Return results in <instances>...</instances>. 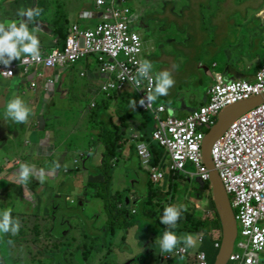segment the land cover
<instances>
[{"label":"rangeland","instance_id":"374dc122","mask_svg":"<svg viewBox=\"0 0 264 264\" xmlns=\"http://www.w3.org/2000/svg\"><path fill=\"white\" fill-rule=\"evenodd\" d=\"M4 1L0 0V5ZM11 1H13L15 8L39 7L43 9L41 16L36 18L34 23H29L40 27L51 24L58 12H64L63 0ZM69 1L71 2V0ZM76 1L79 2L82 8L91 7L93 10L91 0ZM134 1L141 5L143 10L148 8L145 5L147 2H151V6H162V1ZM189 2V0H172V8L177 14H180ZM125 5L131 9V2L129 0ZM263 10L264 0H208V9L203 12L206 23L204 27H206L207 31L198 33L196 26L192 25L190 34H187L185 26L178 20L173 22L168 19L159 18L161 11L153 10L150 19L143 12L141 20L147 23H159L158 28H165V32H160L159 35L152 34L149 41H145L142 37L143 46L152 52L153 57H149V59L154 64L156 73L168 70L175 82H182V92H194L193 94L198 97L211 82L207 70L202 69L203 67L212 69V65L215 63L217 65L216 70L224 72L228 63L235 61V71L243 73L246 68L247 70L251 69L252 64L258 60V57L252 60V56L264 55V36L262 33L264 22L262 18ZM96 22L95 19L76 20L79 26L89 28L93 27ZM171 39L175 40L176 43H170ZM163 53H169L178 71H175L172 65H168L169 61L163 59ZM199 61L204 65L201 68ZM164 64L167 65L163 67L162 65ZM80 65L81 63H78L71 70L78 69ZM235 76L239 77L238 74H235ZM246 79L251 83L255 81L252 77ZM69 86L67 99L63 100L61 107L54 116L58 117L60 123L64 126L63 135L67 136V138L62 147H70L73 150V153L70 154L68 165L71 169H75L76 165L79 167L81 164H73V158L81 160V154L92 155L93 144L97 139L94 134L95 121L99 120L100 116L104 114L102 103L105 95L99 91L92 90L86 78L80 77L78 72L70 75ZM173 87L171 88V93H173ZM119 95L113 94L108 98H116ZM92 103L96 104L97 107L91 108ZM196 106V104L186 106L176 105L175 116L183 118L188 114L189 109ZM105 117L102 116V118ZM114 118L117 119L116 115H114ZM150 147L153 152H156L155 145L151 144ZM92 157L94 164L88 166V171L82 170L77 174L73 172L67 174L70 185L67 188H62L60 198L58 199V203L60 204H63V201L68 198L69 202L82 200L78 204L80 209L79 217H71L66 214L63 216L61 213L51 214L52 212L48 210V204L45 208H30L29 213L23 212L18 203H16L20 190L11 191V187L15 181L13 180L12 184L4 186V190L0 186V210L11 208L13 210V217L20 222L18 234H3L8 241L7 248L15 263L37 264L36 261H39V257H42L43 254L38 251L39 247H36L34 243H42L41 240H54L55 242L58 241L60 246L57 260L61 261L65 259L67 264H156L149 250H152L153 253H158L157 245L154 243L148 245L147 242L149 240L155 242L156 238L163 232L158 223L155 224L153 219H148L142 210L137 211L135 218L140 223L128 230V243L130 245L128 246L123 244L119 239L125 237V233L118 234L114 239L105 234L103 229L108 221V215L105 210H109V208L106 207L104 202L91 195L87 196L88 202L83 200L84 195L82 190L86 189L89 173L100 165L101 151H96ZM165 162H167V157ZM153 164L155 163L153 162ZM148 174V186L146 188L145 181ZM73 181L75 187L72 185ZM41 186L43 185L41 184ZM20 187L22 186L20 185ZM55 188L56 185L52 189L53 192ZM29 190L27 189L28 192ZM113 190L115 192L125 191L130 201L133 203L137 202V200L140 201L139 206H141L145 194H148L157 214L159 213V207L163 204H184L185 200H181L180 202L177 198V191H183L191 194V213L195 214L197 218L206 217L208 219H215L210 215L207 217L204 212H210L214 206V202L211 199L210 183L198 178L192 180L186 174L178 173L158 184H154L150 177V171L143 166L141 167L138 157L132 153L129 158L119 157L113 175ZM46 192L50 194L49 191L46 190ZM109 194L108 191V197ZM125 194L115 197V201L122 204ZM108 203L113 205L111 201ZM73 205L75 203H72ZM45 209L49 214L45 213ZM135 209L134 207L130 210L132 216L135 214H132L131 211L133 210L134 212ZM67 220L70 221V227L73 225L74 231L66 224ZM88 221H91L90 226L95 231L93 234L90 233ZM145 224L150 228L147 229ZM78 226L81 228V234L83 236L88 235L90 240H81V235L78 232L80 228ZM51 229L52 233L50 234ZM154 229H157V231H154ZM212 233L214 238L217 239L221 232ZM123 247H131L133 251L132 255L137 253L136 255L139 256L138 260L131 263L126 254L116 253L119 252L116 248ZM83 252L91 253L87 260L83 257ZM260 258L264 261V255L260 254Z\"/></svg>","mask_w":264,"mask_h":264},{"label":"built area","instance_id":"2783aa9c","mask_svg":"<svg viewBox=\"0 0 264 264\" xmlns=\"http://www.w3.org/2000/svg\"><path fill=\"white\" fill-rule=\"evenodd\" d=\"M127 1L92 0L95 9L103 14L102 21L91 29L72 25L64 46L48 54L41 53L39 61L22 57L20 65L23 74L32 68L69 66L93 55L98 72L110 76L101 83L100 92L110 95L120 89H132L139 94L138 104L140 99L145 100L144 106H139L152 113L157 122L152 139L164 148L171 164L166 168L152 167V154L148 145L141 143L137 148L142 164L151 172L152 181L159 183L170 172H182L210 183V172L204 164L202 153L206 132L215 125L219 113L228 106L264 95V64L256 73L253 84L243 79L227 81L222 74L215 73L208 89L209 99L204 105L184 119L172 114L165 116V105L156 104L157 100L148 102L146 99L154 83L144 79L139 89L132 83L137 62L146 58L143 57L140 35L130 27V10L125 5ZM13 74L14 66H0L1 77L10 78ZM150 76L154 78L153 71ZM31 86L34 87V83ZM211 159L230 196L237 224V237L228 262L264 264L260 258V254L264 255V102L233 119L213 143ZM205 214L207 217H217L215 208ZM211 235L214 238L213 233ZM219 238L215 243L218 249L222 243ZM196 240L201 242L203 236H198ZM175 253L185 254L187 251L179 246ZM196 259L197 264H208L203 252L197 254Z\"/></svg>","mask_w":264,"mask_h":264},{"label":"crops","instance_id":"0c3cea01","mask_svg":"<svg viewBox=\"0 0 264 264\" xmlns=\"http://www.w3.org/2000/svg\"><path fill=\"white\" fill-rule=\"evenodd\" d=\"M63 10L65 16L68 21V25H66V29L68 30L70 25H78L76 20H85V19H95L97 22L103 18V14L101 12L96 11L94 8L93 10L91 7L82 8L79 2L76 0H63ZM69 1V2H68ZM162 1V6H151V2H149V8L147 10V14H152L153 10H158L165 12L167 16L171 20L174 19V16L170 15L171 9L175 14V10L171 6L172 0H154V2ZM196 2V0H195ZM190 3L183 8L188 9ZM197 6L194 5V8ZM19 8H15L13 1H4L2 5H0V22L2 21H11V20H18L19 17L16 16V11ZM157 11V13H159ZM182 12L178 15H181ZM151 16L148 15V19ZM96 22V23H97ZM156 22V21H154ZM264 23V22H263ZM79 26V25H78ZM159 23H147V31L145 35L141 36L145 39V41H149L150 36L159 35L160 32H165V28H158ZM29 28H36L37 35L40 39V50L49 53L51 50L55 49V47L51 48L50 50L47 49V46L50 41L53 44L56 43V37H52L51 30L47 26H43L42 29L40 26L31 25L29 24ZM171 39L169 42L172 43ZM228 53V52H227ZM143 54L147 57V60L150 61L149 57H153L152 52L148 49H145L143 46ZM163 59L169 61L168 65H172L175 71L178 69L175 66V62L172 60L169 53H163ZM258 60L254 62L251 66V69L246 70L243 73H239L235 71V61L229 62L226 70L224 72L203 67L202 62L199 61L200 68L207 70L210 79V85L202 91L199 96H195L193 93H184L181 91V83L182 82H175L173 87V93H171V88L168 91V94L165 96H161L160 99L164 101V104L174 113L176 112V105L178 106H186L189 104H196L197 106L203 104L207 101V91L209 87L213 83V74L215 72H220L224 75L227 79H232L235 74L243 78L252 77L255 80V74L259 69L258 66L261 65V62L264 58V55L252 56V60ZM230 59V57L228 56ZM200 60V59H199ZM19 60H13L11 63H17ZM78 63L81 65L78 69L71 70L74 68ZM215 64V63H214ZM167 64L162 65L165 67ZM154 71L155 66L153 64ZM69 70V71H68ZM78 72L80 77L86 78V81L89 83V87L92 90L98 91L99 85L107 81L110 76L100 74L98 72V65L94 60L93 56H89L73 65L64 66V67H55L52 69H44V68H32L29 70L27 74L20 75V68H16L14 66V74L10 78H3L0 76V186L5 189L4 186L10 185L9 181H11L14 177L16 182H19L16 177V172L19 168L20 163H30L34 166L35 172L38 173L41 169L45 172V180L44 182L40 183L34 175L30 181L27 189L29 190V194L25 195V186L22 187L18 186L17 183L13 184L11 187V191H15L19 189L20 195L16 200L18 203L21 211L29 213L30 208H45L48 204V210L54 213H61V215H68L71 217L80 216V209L79 211L74 212H67L65 211V203L63 204L58 203V199L60 198V191L62 188H67L70 185V180L68 179L67 174L69 172H73L75 174L81 172L82 170H86L84 168V160L88 155L81 154V160H77L73 158V164H81L79 167L76 165L75 169H71L68 165V160L70 158V154L73 153V150L68 148H63V144L66 141L67 136L63 135L64 126L60 123L58 117L54 116L58 109L61 107L63 100H66L69 95V82H70V75L76 74ZM212 75V77H211ZM230 76V78H228ZM212 79V80H211ZM31 83H34V87L31 86ZM177 90V91H176ZM173 94V95H172ZM13 95L20 96L24 99L26 104L32 109V112L28 118L26 123L17 124L12 122L11 120H7L4 118V106L8 99H10ZM192 95V96H191ZM199 100V101H198ZM128 105L126 101H124L121 97L119 98H106L102 103V110L104 114L100 116L99 120L95 121V130L94 134L96 136V141L93 144V149L96 145L100 142V133L102 125L100 124V120H104L106 123H113L115 125L120 124V120L117 114L118 107L125 108ZM196 106V107H197ZM97 107V106H95ZM138 103H136L135 109H138ZM195 107V108H196ZM133 109V107L131 106ZM194 108L188 110L189 115ZM116 115L117 119L114 118ZM102 116H106L102 118ZM184 116V117H185ZM128 127L121 131V137L119 140L113 138V141H116V145L118 146V155L114 158L113 164V172H112V181H111V194L116 196L119 193L125 194V191H117L113 190V175L116 168V163L119 161V157L129 158L131 153L137 156V144L143 137V132L140 128L143 126V121L140 119V116L133 120L127 122ZM153 127H156V120L153 117ZM92 149V151H93ZM139 159V157H138ZM162 160V157H161ZM140 161V159H139ZM167 164H170V160L167 159ZM10 164H17L12 169H6L10 166ZM140 165L142 167V163L140 161ZM89 181V175L87 178L86 186ZM39 183V184H37ZM41 184L43 186H41ZM56 185L55 191L53 192V187ZM74 187V181L72 184ZM146 186V185H145ZM147 187V186H146ZM49 191L50 194H48ZM83 193V190H82ZM191 197V194L189 193ZM83 200L88 202L87 197H83ZM82 200H78L80 203ZM61 205V208H60ZM64 208H63V207ZM106 211V210H105ZM117 211L114 210L113 213L115 214ZM45 213L49 214L48 211L45 209ZM108 215V221L106 226L104 227L105 234L111 236V238H116V236L120 233H125V237L119 238L121 242L125 245H129L128 243V230L135 226L140 222H136L132 225H124L119 226V224H112L110 216ZM89 222V230L90 233L93 234L95 231L91 228ZM66 224L70 227V221L67 220ZM149 229V226H146ZM78 228H80L78 226ZM70 229L74 231L73 225H71ZM78 232L81 235L82 241L90 240L88 235L83 236L81 234V228L78 229ZM68 234V233H67ZM40 235V234H39ZM39 237V236H38ZM62 239V238H61ZM197 238H195L196 240ZM50 242L49 246H54L55 254L59 253V242H55L54 240H41ZM75 241V240H73ZM79 241V240H78ZM148 245L154 243L153 240H149ZM197 240L195 245L197 244ZM36 247H44V244L41 242L34 243ZM158 248V246H157ZM119 252L118 254H126L129 261L134 262L137 261L139 256L132 255L133 251L132 248H116ZM152 253V256L155 259V254L152 250H149ZM85 260L91 255L90 252H83L82 253ZM46 261L50 262L49 257H45ZM64 264H67L65 259L61 260ZM230 263V262H229ZM228 263V264H229ZM238 264L237 262H233ZM130 264V263H127Z\"/></svg>","mask_w":264,"mask_h":264},{"label":"trees","instance_id":"16d2710c","mask_svg":"<svg viewBox=\"0 0 264 264\" xmlns=\"http://www.w3.org/2000/svg\"><path fill=\"white\" fill-rule=\"evenodd\" d=\"M190 5L188 9H184L182 11L181 15L175 14L173 10L171 9L170 15L174 16V19L171 20L169 16L166 15L165 12L160 13L159 18L161 19H168L173 22L178 20L182 25L185 26V30L187 34H190L191 32V26H196L197 32H205L207 31L205 23V15L203 14L204 10L208 9V0H189ZM194 5L197 7L194 8ZM172 6V2H171ZM151 15V14H148ZM147 15V16H148ZM17 16V15H16ZM67 18L65 16V13L63 11H60L57 13L56 18L51 22V24L47 25L48 28L51 30L52 37H56L57 41L55 44L52 43V41L49 42L47 49L50 50L51 48H59L61 49L64 45V41L68 35V30L66 29V25H68ZM172 43H176L175 40H172ZM46 53V52H45ZM264 64V58L261 62V65L258 66L259 68ZM114 94H120L118 97H121L124 101L128 103V105L125 108L118 107L117 114L120 120L119 125H115L113 123H106L104 120H100V124L102 125L101 133H100V142L96 145L94 150L92 151V155L96 151H101V161H99V164L95 170L89 173V181L87 183L86 189H83V195L84 196H94L96 198L101 199L104 204L106 205L109 210H106L110 216V219L112 221V224H119V226L124 225H132L136 222H140L135 218L137 215V211L142 210L143 214L148 219H153L155 224L158 223L160 228L164 230L166 227L165 225L160 223V217L163 213V209L166 205L170 204H163L159 207V213L157 214L154 210V205L151 202V198L148 194H145L144 198L142 199L141 206H139V200L137 202L133 203L131 201L130 204H127L126 197L123 200V203L120 204L115 201V197H118L122 193L117 194L116 196H113L111 194V181H112V172H113V160L118 155V146L116 145V141H113V138H116L119 140L122 134L121 131L126 129L128 127L127 122L130 120H133L137 117V115L140 116V119L143 121V126L141 131L143 132V137L140 141H143L149 145V148L152 152L153 162L154 165H161L165 167V163L163 162V157L165 154L164 148L160 147V145L152 140V133L154 131L153 127V116L150 112L143 110L141 107H138V109H132L130 101L135 100L138 102L139 94L135 91L130 92L128 88L120 89ZM157 104H164V101L159 99ZM155 145L156 152H153L150 145ZM92 155H88L84 160V168L88 171L89 165L94 164V159ZM162 157V160H161ZM176 174H170L167 178L170 176H174ZM149 176V174H148ZM147 188V187H146ZM85 190V192H84ZM108 191H109V197H108ZM189 196V193H185L183 191H177V198L178 200L183 199L184 197ZM108 197V198H107ZM113 204H109L110 202ZM63 207V206H62ZM135 209V212L132 214H135L134 216L131 215L130 210ZM61 208V205H60ZM64 208V207H63ZM214 208V206H213ZM65 209V208H64ZM116 210L117 212L114 214L113 211ZM66 211V210H65ZM51 214H57L52 212ZM216 218L215 219H208L206 217H196L193 213H187L185 217L181 218L178 221V227L175 229L176 233L178 235L183 233H190L194 236V238H197L198 236H203V240L201 242H198L196 245H194L192 248H189L187 250V253L185 254H176L175 251L171 254H165L160 255L159 248L158 253L155 254V262L156 264H197L196 256L200 252H203L206 255V258L208 260V264H215L219 249L215 246V243L217 242L216 238H212L211 233L215 231H220L222 233V225L221 221L219 219V216L216 212ZM146 225V224H145ZM148 226V225H146ZM154 231H157V229H154ZM52 233V229L50 230V234ZM220 233V238L222 242V235ZM8 241L7 239L0 234V249L1 246H7ZM9 251L5 247V254L1 253L0 250V260L1 264H16L11 260V257L8 256ZM183 257V259H180V257ZM55 264H64L62 261L57 260V254L52 256ZM231 264H235L233 262H230Z\"/></svg>","mask_w":264,"mask_h":264},{"label":"clouds","instance_id":"9594fccd","mask_svg":"<svg viewBox=\"0 0 264 264\" xmlns=\"http://www.w3.org/2000/svg\"><path fill=\"white\" fill-rule=\"evenodd\" d=\"M8 1L10 2L11 0H8ZM92 7L95 9L94 5H92ZM96 11H98V10H96ZM98 12H100V11H98ZM42 13H43V9H41L39 7L21 8V9L17 10V17H19L18 20L0 22V66L1 67L6 68V67L11 66V65L16 66V68H20V75H23L22 67L20 65V60L22 57H24L25 60L27 58H31L32 60L39 61L41 59V53L48 54V53H45L44 51L40 50V39L37 35V29L36 28H32V29L29 28V23H34L36 18L40 17ZM26 18H27V20L25 21ZM262 18L264 19V10H263ZM102 19L99 20L94 26H96L100 21H102ZM73 25H75V24H73ZM71 26L72 25L69 26L68 31H69ZM79 27L82 29L93 28V27L89 28V27H81V26H79ZM130 27H131V24H130ZM263 28H264V23L262 25V33H263ZM132 29L133 28L131 27V30ZM133 32L138 33V31L136 32V30H134ZM138 34L140 35L141 40H142L141 34L140 33H138ZM64 43H65V41H64ZM142 45H143V41H142ZM55 49H59V48H55ZM89 56H93V55H89ZM89 56H87V57H89ZM87 57H85V58H87ZM143 57L146 59H141L140 61L137 62L138 67L136 70V75L132 78V83L136 86L137 89L140 88V85L144 79H148L150 82L154 83V87L152 89V92L146 96V99L148 102H155L156 100L158 101L161 96H165L168 94L169 89L174 86L175 81H174L171 73L168 70H162V71L155 73L154 68H153V63L151 61L147 60V57L144 56V54H143ZM85 58H83V59H85ZM13 60H19V61L17 63H11ZM216 66H217L216 64H213L214 68ZM50 69H52V68H50ZM259 69L257 70V72L259 71ZM152 71L155 74L154 78L152 76H150V73ZM215 73L222 74L220 72H215ZM9 74H11L10 71H9ZM214 74H213V80H214ZM223 77H224V75H223ZM225 79L227 81L243 79V80L247 81L248 83H251L247 79H245L241 76L236 77L234 79L233 78L232 79L225 78ZM255 80H256V74H255ZM253 83H255V81ZM253 83H251V84H253ZM100 85H99V88H100ZM99 88H98V91L100 92ZM117 91L112 92L110 95H106L103 92H100V93L104 94L105 97L108 98V97L112 96ZM129 91L133 92L132 89H129ZM207 96H208V91H207ZM260 96H262V95H260ZM253 97H256V96H253ZM253 97H251V98H253ZM138 99H139V97H138ZM208 99H209V96L207 98V101H208ZM136 103H138V102L135 100L130 101V104L133 107V109H135ZM205 103L198 105L196 108L193 109V111L198 109L200 106L204 105ZM92 104H94V103H92ZM139 104L141 106H144L145 100L140 99ZM139 104H138V106H139ZM163 105H165V104H163ZM259 105H257V106H259ZM95 106H96V104H94L93 107L92 106H90V107L95 108ZM257 106H255V107H257ZM166 108H167V113L165 114V116L168 114H172L174 117H176L174 115V113L167 106H166ZM250 110H252V109H250ZM250 110H248V111H250ZM248 111H246V112H248ZM31 112H32V109L26 104L24 99L20 96H17V95H13L10 99H8L5 103V106H4V118L7 120H11L12 122L17 123V124L26 123L28 121V118H29ZM246 112H244V113H246ZM220 113H219V115H220ZM151 115H152V113H151ZM189 115H187L183 118H180V119H184V118L188 117ZM219 115H218V117H219ZM218 117H217V121H218ZM176 118H179V117H176ZM217 121H216V123H217ZM216 123H215V125H216ZM156 125H157V122H156ZM155 129H156V127H155ZM155 129H154V131H155ZM211 129H209L206 132V135ZM152 135H153V133H152ZM206 135H205V137H206ZM141 143H145V142L140 141L136 147L138 148V145ZM145 144H147V143H145ZM148 147H149V145H148ZM211 153H212V147H211ZM151 154H152V152H151ZM137 157H139L138 151H137ZM166 157H167V159L170 160V157L165 152L164 157H163V162L165 163V167H163L161 165L152 164V159H153V155H152V159H151V163H150L151 166L152 167H162V168L168 167L171 164V160H170V164H167L165 162ZM139 159H140V157H139ZM140 161H141V159H140ZM211 161H212V159H211ZM141 163H142V161H141ZM212 164H213V162H212ZM15 165H17V164H10V166L6 169H8V170L12 169V168H14ZM142 166L145 167L143 164H142ZM173 173L174 172L168 173L167 177ZM176 173L178 174V173H182V172H176ZM176 173H174V174H176ZM15 175H16L19 182H16V179L14 177L11 181H9V183L12 184V182L14 180L15 182L13 184L17 183L18 186L24 185L26 188L25 195L29 194V192L27 191V186L29 185L30 179L34 175H36V178L38 179V181L40 183L44 182V180L46 178L45 172L43 169H41L38 173H36L34 166L31 165L30 163H25V162L20 163L19 168H18ZM150 177H151V172H150ZM167 177L165 179H167ZM195 178H197V177H190V179H192V180ZM154 184H158V183H154ZM125 196H126V194H125ZM188 198L189 197L187 196V197H184L183 199H181V200H185L184 204L183 203H170V204L166 205L163 209V213L160 217V223L165 225L166 227L164 228L163 232L156 238V240L154 242V244H156L159 248L160 255H165V254L171 255L175 250H177V248L179 246H183V250L187 251L189 248H192L196 243V240L192 234L183 233V234L178 235L175 231V229L178 227V221L181 218L185 217V214L187 211L186 203H187ZM181 200H179V201L181 202ZM71 202L74 203L75 201L74 202L71 201ZM130 203H131V201H130ZM130 203H128V204H130ZM12 211L13 210L11 208H4L3 210H0V234H2V235L3 234H9V233H11L12 235H16V234H18V232L20 230V222L18 219H15L13 217ZM132 212H133V210H132ZM204 212H206V211H204ZM9 243H11V241H9ZM180 259H183V257L181 256Z\"/></svg>","mask_w":264,"mask_h":264},{"label":"water","instance_id":"95a60500","mask_svg":"<svg viewBox=\"0 0 264 264\" xmlns=\"http://www.w3.org/2000/svg\"><path fill=\"white\" fill-rule=\"evenodd\" d=\"M44 29L43 27H41ZM264 101V95L256 96L249 100L239 102L235 105L225 108L219 115L216 125L207 133L203 144L202 153L205 165L208 167L211 181L210 192L214 208L219 216L222 225V243L219 249L215 264H228L234 242L237 237V224L234 217L230 196L225 190L222 181L211 161V147L214 141L227 129L230 123L240 114L253 109ZM126 197L127 204L130 199Z\"/></svg>","mask_w":264,"mask_h":264},{"label":"flooded vegetation","instance_id":"af4514ba","mask_svg":"<svg viewBox=\"0 0 264 264\" xmlns=\"http://www.w3.org/2000/svg\"><path fill=\"white\" fill-rule=\"evenodd\" d=\"M131 2V9H130V14H129V18H131V27L138 31L140 34L145 35L146 31H147V22L141 20V16L144 12V15H146L147 17V10L149 8V2L145 3V5H147V9H142L141 5H139L137 2H135L134 0H129ZM145 185L148 186V175H147V180L145 181ZM191 197H189L187 199V203H186V214L190 212V208H191ZM65 203V210L67 212H74V211H79V207L78 204L79 202H74L75 205L72 206V202H69L68 200L64 201ZM185 214V215H186ZM41 244H44V247H39L38 251L41 252L43 255L42 257H39V261H36L37 264H55L52 256L55 255L54 246H49L50 242H46V241H42ZM5 247L7 248V246H1V253L5 254ZM7 250L9 251V249L7 248ZM9 257H11L10 255V251L8 254ZM45 257H49L50 258V262L46 261ZM12 260V258H11ZM13 261V260H12ZM14 262V261H13Z\"/></svg>","mask_w":264,"mask_h":264}]
</instances>
